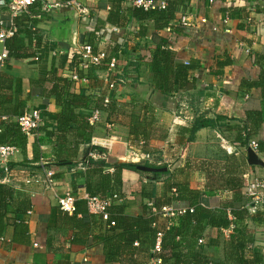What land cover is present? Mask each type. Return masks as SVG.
<instances>
[{"label": "trees", "instance_id": "16d2710c", "mask_svg": "<svg viewBox=\"0 0 264 264\" xmlns=\"http://www.w3.org/2000/svg\"><path fill=\"white\" fill-rule=\"evenodd\" d=\"M10 1L5 0L6 3ZM113 1L112 14L125 15L127 22L132 20L139 22L140 38H145L148 34V27L145 24H154L156 33L152 40L155 47L151 50V58L145 60L154 76L150 88L163 96L194 89L197 81L192 68L173 64L172 54L168 49L169 39L159 34L168 27H175L184 0H167L168 7L165 10L149 11L135 7L128 0ZM62 9L71 10L66 4ZM46 11L48 10L44 9L40 1L30 8L29 13H24L16 19H12L9 14L7 20H2L8 25L7 30L8 28L14 30V36L6 42L9 56L5 63L12 60L34 62L39 54L49 47L46 37L39 28L40 18ZM104 25L99 19L94 24L92 22V30L89 31L86 40L96 51L100 50L102 36L109 35ZM121 50L122 46L115 41L114 51ZM81 62L80 53L76 48L71 58L70 72L77 71L83 75V72H80ZM230 64L231 61L228 60L224 63L219 62L218 66L228 67ZM2 65L0 63V70ZM98 68L91 69L88 77L91 78V73ZM261 68L258 80L246 84L249 89L260 90L261 99H249L244 109L245 122L233 124L223 116L216 119L200 117L191 127H180L175 143L169 145L165 153L172 165L179 160L183 151L194 143L197 133L204 128L218 130L225 139L233 141L238 148L244 150L249 148L251 140L258 139L264 125V67ZM35 86L44 88V95L55 98L57 105L62 108V112L54 119L55 124H47L45 120L41 124L39 130L43 131L50 141L52 154L46 168H33L54 171L53 178L57 182L84 164L90 153L108 155L103 148L90 147L95 137L123 134L130 155L137 153L155 155L156 151L151 147V141L167 137L168 132L156 126V107L153 101L142 100L145 99L142 96L130 97L131 101H126L127 97L118 95V88L110 92L105 89L99 95L87 93L85 90L77 93L75 83L63 73L56 71L50 72L43 82L32 81L31 87L35 89ZM106 97L110 99L108 105H105ZM27 106V100L15 90L14 78L0 72V146L10 145L18 148L24 156V161L27 160L29 138L22 132L16 118L28 110ZM96 110L101 112L102 122L91 125L89 119ZM86 145H89V148L82 155L81 148ZM259 156L264 160L262 142L259 144ZM158 160H163V155ZM238 161H241L242 176L230 175L229 170L219 173L218 165L214 161H206L209 167L208 178L203 184L191 182V160L174 172L169 170L166 173H151L156 178L170 177L175 192L171 197L159 198L156 197L154 187L143 185L139 193L140 212L137 216H132L128 214V209L135 200H125L131 193V187L124 182L123 171L130 170L143 174L146 172L140 171L139 165L153 168H168V165L158 166L147 161L135 163L131 160H113L108 155L106 160L91 161L89 169L80 170L86 178L87 193L108 202L110 222L106 224L99 216L92 215L87 203L81 199L76 203L75 214L69 215L60 211L65 214L67 225L75 230L74 244L86 248L97 244L103 245L104 264H149L153 260H161L162 264H264V255L257 251L256 232L250 228L251 224L264 225V214L261 211L253 214L246 207L244 190L251 181V171L245 160ZM24 164L29 165L27 162ZM111 167L114 168V173L108 171ZM3 175L6 173L0 170V176ZM214 192H221L222 198L218 208L206 205L205 197H213ZM15 195L16 190L13 187L0 183V238L8 226H13L14 242L20 245L29 244V228L23 218L32 210V202L30 198L17 202ZM176 202L187 203L189 208L184 215L175 218H166L154 213L150 206L152 203L160 211L163 207L172 206ZM238 204L240 207H237ZM112 222L116 224L114 227H111ZM161 223L166 224L160 226ZM97 228L99 233L95 235ZM210 228L218 229L220 232L232 231L229 238L224 240L221 239L220 233V244L224 250L222 259L211 257L208 250L203 249L205 244H199L201 239H205V233ZM159 233L163 234V239L161 252L158 253L155 252V247Z\"/></svg>", "mask_w": 264, "mask_h": 264}, {"label": "crops", "instance_id": "0c3cea01", "mask_svg": "<svg viewBox=\"0 0 264 264\" xmlns=\"http://www.w3.org/2000/svg\"><path fill=\"white\" fill-rule=\"evenodd\" d=\"M78 1L89 14L85 17L80 16L77 44L88 39L92 22L94 24L98 19L104 22L109 35L102 36L99 49L112 56L118 54L120 72L128 81L127 85L118 87V95L129 98L142 96L145 98L142 100L153 101L156 107V126L168 132L165 139L157 138L151 141V147L156 151V155H165L168 146L175 143L180 127H191L200 117L216 119L219 116L226 117L233 124H242L246 120L244 109L249 99H261L260 90L249 89L246 84L257 81L261 67H264V0L182 1L180 16L183 12H188L196 18L207 17L209 23L203 25L199 31L175 25L170 31L166 28L159 32L161 36L169 39L168 49L172 54L173 64L190 66L197 81L194 89L181 90L171 96L156 94L150 88L154 76L145 60L151 58V50L155 47L152 40L156 33L154 24H145L148 27V34L145 38H140L139 22L136 20L127 22L125 15L112 14L113 0ZM8 16L5 0H0V22L7 20ZM226 16L228 20L225 22ZM74 17L72 8L46 11L40 18L39 28L46 37L49 47L44 49L34 62L12 60L3 64L0 70L14 78L15 90L27 100L28 109L42 110L45 122L50 125L55 124L54 119L62 112V108L57 105L55 98L44 95V88L35 86L33 89L31 82L45 81L52 71L61 72L64 76L70 71L71 58L76 52L71 31ZM250 17L253 19L252 23L248 22ZM215 26L217 31L214 29ZM226 28L231 29L232 33H225ZM115 41L122 46L121 52L114 51ZM249 48L251 52L248 53ZM228 60L231 61L228 67L218 66L219 62L224 63ZM90 77L89 82L82 83L78 89L76 88L77 93L85 90L87 93L99 95L107 88L108 83L115 79L107 64L93 71ZM136 89L141 93L127 95L131 91L136 92ZM181 112L188 119L179 126H174V120ZM123 136L121 134L95 137L90 147L103 148L113 160H131L138 163L132 160L134 155L129 154ZM263 137L264 125L258 135V138ZM88 148L89 145L81 148L82 155ZM51 154L52 145L43 131L39 130L34 137L29 138L27 160L24 161L20 151L10 164V173L0 176V183L16 190L17 202L25 198H30L32 202V213L23 218L29 228V244H16L14 227L8 226L0 238V264H85V258L88 259L87 264H104L102 244L86 248L73 243L75 230L67 225L68 220L57 205V196L65 190H71L76 195L86 190L83 171L80 168L73 169L56 181L53 188L48 187L45 180L39 184H28V180L33 176L40 178L45 176L42 168H46ZM240 159L245 160L250 167L251 179L264 176V168L248 164V149L238 148L233 141L225 139L216 129L204 128L197 133L194 143L183 151L179 160L169 170L174 172L178 168H183L187 161L191 160L190 180L192 183L203 184L208 178L209 167L206 161H214L218 165L219 173L229 170L230 175L242 176L241 161H238ZM26 162L28 166L24 164ZM34 167L42 168L33 169ZM110 169V172L114 173V168ZM123 180L131 187V193L125 200H135L128 209V214L132 216H137L140 212L139 193L143 185L154 187L156 197L159 198L171 197L175 192L173 180L168 176L156 178L151 173L137 174L124 170ZM244 195L247 205L246 190ZM221 198V192H214L213 197H205L206 205L218 208ZM172 207L177 210L188 209L189 205L176 202ZM237 207H240V204ZM165 224L161 223L160 226ZM250 228L256 232L257 251L264 255V225L251 224ZM97 233L98 228L95 235ZM220 233L221 239L224 240L229 238L232 231L220 232L218 229L210 228L205 233V247L202 246L216 259L224 258Z\"/></svg>", "mask_w": 264, "mask_h": 264}, {"label": "built area", "instance_id": "2783aa9c", "mask_svg": "<svg viewBox=\"0 0 264 264\" xmlns=\"http://www.w3.org/2000/svg\"><path fill=\"white\" fill-rule=\"evenodd\" d=\"M42 1V5L45 10L54 11L58 9H62L64 4L68 7L72 8L74 11L78 12L80 16H87L88 10L78 1V0H11L10 2H5V7L8 9V12L12 19H16L23 15L24 13H29L30 8L37 2ZM135 7L143 8L146 11L149 10H165L168 7L167 0H128ZM195 2H206L207 0H191ZM212 2V1H211ZM228 20V16L225 18V22ZM249 23L253 22V19L250 17L248 19ZM209 23V19L207 17H198L189 14L188 12H183L179 19L177 20L178 26H181L186 29H190L192 31H199L202 29L203 25H207ZM2 26V30L0 31V63L5 64L8 59V50L6 47V42L9 38L14 36V30L11 28L7 30L5 23L3 21L0 22ZM215 26V31L218 29ZM172 27H168L170 31ZM225 33H232L231 29L226 28ZM78 52L80 53L82 62L80 66V72H83L81 75L77 71H69L66 75L71 81H73L78 89L82 83L89 82V73L91 69H95L101 67L104 64H107L110 71L113 72L114 78L113 81L109 82L106 90L108 92L117 89L118 87H122L123 85H127L128 81L126 78H123V74L120 72L119 63L120 59L116 55H109V53L102 50H95V48L88 42L84 41L76 46ZM247 52H251V48L247 49ZM64 52H61L63 54ZM120 57V56H119ZM118 75V77H117ZM121 77H120V76ZM110 103L109 97L105 98V105ZM102 114L99 110L94 111L92 116L89 119L91 125H96L102 122ZM188 117L181 112L178 114L174 120V126H179L182 122L187 120ZM17 123L19 124L22 132L28 137H34L44 121L43 112L38 108H30L26 110V112L16 118ZM260 142L264 143V137L251 140L249 143V148L253 149L256 153L259 154V144ZM20 150L16 147L10 145H1L0 146V170L4 171L6 175L9 174L10 164L16 159L19 155ZM161 155H152L145 153H137L134 154V158L136 162L140 163L142 161H147L152 164H156L158 166L168 165L170 169L172 164L168 161L165 155H163V160H158ZM108 158L106 154L99 153H90L89 159L80 166L82 170L89 169V165L91 161H103ZM45 170V169H44ZM110 171V170H108ZM45 176L40 178L39 176H33L28 180V184H39L41 181L45 180L48 187L53 188L56 184L54 180L55 172L45 170ZM246 197L248 199V203L246 207L253 214L258 211L263 212L264 214V176H257L251 179L248 187L246 188ZM84 200L87 203L88 209L92 215L99 216L104 223H109L111 220V216L108 210V202L106 200L101 199L100 197H93L87 193L84 189L82 194L76 195L71 190H65L61 195L57 196V205L58 208L63 212L69 215H73L76 212V203L78 200ZM150 206L153 208V212L157 214H161L166 218H175L181 215H184L188 209H174L172 206L163 207L160 211L157 210L151 203ZM32 213V210L28 212V214ZM115 222L111 223V227L115 226ZM162 239L163 234L159 233L157 238V243L155 247V252H161L162 249ZM2 240H4L2 238ZM200 245L205 244V239H201L199 241ZM138 245V244H136ZM38 247V245H36ZM84 263H88V259H84ZM149 264H162L161 260H153Z\"/></svg>", "mask_w": 264, "mask_h": 264}, {"label": "water", "instance_id": "95a60500", "mask_svg": "<svg viewBox=\"0 0 264 264\" xmlns=\"http://www.w3.org/2000/svg\"><path fill=\"white\" fill-rule=\"evenodd\" d=\"M75 17L73 18L74 23L72 24L71 31L73 34V43L77 46L78 39V25L80 16L78 12L74 11ZM248 164L250 166H258L264 168V160L256 153L253 149L248 148ZM138 169L146 173H166L169 171V168H153L145 165H139Z\"/></svg>", "mask_w": 264, "mask_h": 264}, {"label": "rangeland", "instance_id": "374dc122", "mask_svg": "<svg viewBox=\"0 0 264 264\" xmlns=\"http://www.w3.org/2000/svg\"><path fill=\"white\" fill-rule=\"evenodd\" d=\"M73 11H74V10H73ZM78 14H79V13H78ZM79 16H80V15H79ZM136 90H137V89H136ZM132 93H141V92H140V90H137L136 92L131 91V92H129L127 95H130V96H131ZM126 101H131V99H130L129 97H127V98H126ZM145 162H146V161H145ZM79 168H80V167H79ZM151 177H152V176H151Z\"/></svg>", "mask_w": 264, "mask_h": 264}]
</instances>
